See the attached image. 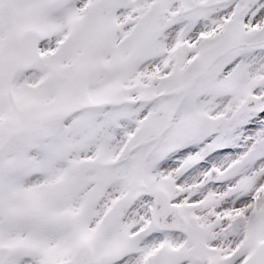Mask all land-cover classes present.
I'll use <instances>...</instances> for the list:
<instances>
[{
    "label": "snow or ice",
    "instance_id": "snow-or-ice-1",
    "mask_svg": "<svg viewBox=\"0 0 264 264\" xmlns=\"http://www.w3.org/2000/svg\"><path fill=\"white\" fill-rule=\"evenodd\" d=\"M0 264H264V0H0Z\"/></svg>",
    "mask_w": 264,
    "mask_h": 264
}]
</instances>
